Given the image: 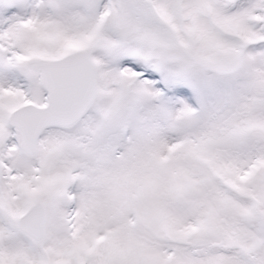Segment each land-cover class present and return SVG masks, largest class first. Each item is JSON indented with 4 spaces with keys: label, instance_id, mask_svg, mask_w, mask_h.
Instances as JSON below:
<instances>
[{
    "label": "snow or ice",
    "instance_id": "snow-or-ice-1",
    "mask_svg": "<svg viewBox=\"0 0 264 264\" xmlns=\"http://www.w3.org/2000/svg\"><path fill=\"white\" fill-rule=\"evenodd\" d=\"M0 264H264V0H0Z\"/></svg>",
    "mask_w": 264,
    "mask_h": 264
}]
</instances>
